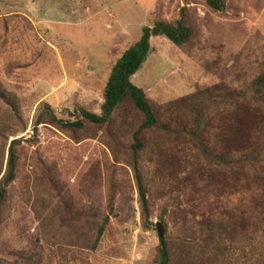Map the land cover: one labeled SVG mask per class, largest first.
I'll list each match as a JSON object with an SVG mask.
<instances>
[{
  "label": "rangeland",
  "instance_id": "rangeland-1",
  "mask_svg": "<svg viewBox=\"0 0 264 264\" xmlns=\"http://www.w3.org/2000/svg\"><path fill=\"white\" fill-rule=\"evenodd\" d=\"M179 18L193 31L190 41L178 47L152 36L132 77L159 122L173 129L140 134L146 221L131 149L143 119L131 103L109 124L84 120L81 129L52 114L65 122L80 118L81 109L100 114L110 71L142 27ZM263 65L264 0H224L221 12L206 0H0V87L16 103L14 111L0 100V178L11 140L20 141L0 214V264H159L157 223L169 264H234L206 255L191 235L192 218L225 215L251 228L264 208V162L208 163L180 130L195 113L206 117L202 144L213 154L262 149L258 125L248 124L255 114L218 91L247 87ZM206 90L214 95L197 98Z\"/></svg>",
  "mask_w": 264,
  "mask_h": 264
},
{
  "label": "trees",
  "instance_id": "trees-1",
  "mask_svg": "<svg viewBox=\"0 0 264 264\" xmlns=\"http://www.w3.org/2000/svg\"><path fill=\"white\" fill-rule=\"evenodd\" d=\"M206 2L213 10L218 12L224 10V0H206ZM152 36H164L174 45L182 47L190 41L193 36V31L182 18H179L174 23L160 21L151 27L143 26L139 40L123 52L110 71L105 85L104 101L101 105L100 114L81 109L78 111L80 118L71 122L57 119L56 116L52 114V119L64 127L81 129L84 120L95 125L109 124L113 120L115 111L122 106L125 101L131 103L143 119L137 130L133 133V144L131 145V149L133 171L138 186L143 218L146 221H148L150 216L148 201L137 164V155L143 148L140 134L144 130H151L157 127H161V129L167 134L173 132L170 124H161L159 122L144 90L132 82V77L141 70L150 54V39ZM218 93L219 96L228 98V101L239 99V101L236 102V105H239L236 109L240 110L243 104L248 105V107L246 106L248 114H250L251 111L255 114L254 118L251 113L253 119L250 118L252 122H248V124L253 125L256 123L258 125V131L261 132L263 136V145L261 143L260 146L262 149L257 148L256 151L252 149L251 151L246 152L247 154L242 155H236L235 153L232 154L229 152L222 155L213 154L202 144L201 132L203 131L202 129L206 122V117L198 116L195 113L191 115V127L178 130L190 137L192 142L200 149L204 159L208 163L225 167L244 166L247 163L262 164L264 162V65L260 68V71L247 87L240 90H219ZM212 95H214V91L209 92L206 90L205 93L197 94V98L204 100V98L211 97ZM0 100L16 111V103L13 95L1 87ZM172 110L173 108L171 111ZM44 111L48 114L50 113L48 108H45ZM15 116L17 115L15 114ZM40 121L41 118L39 117L35 124L38 125ZM3 125L8 131L7 125ZM3 136V132L0 130V172L4 161V148L2 145ZM19 146L20 141L18 139H13L8 147L6 170L4 175L0 178V214L6 197V188L15 179L18 167ZM245 213L248 218H250V216L253 218V215L249 210ZM192 219L194 223V233L191 235L201 243V247L204 251L205 249L207 250L206 255L208 257H214L217 259L215 261L216 263L220 262L222 259L227 263L233 262L234 264H264V208L259 220L252 222L251 228H246L244 223H237L233 220V217H227L225 215L207 216L206 214L200 219L194 217ZM107 221L108 218L106 217L103 220V223L99 226L96 239L91 246L93 249L97 247ZM158 236L159 264H169L170 255L167 248V240L164 237V234L163 236H160L158 232ZM203 250L200 249L199 252ZM203 255L204 252L199 253L200 258H203Z\"/></svg>",
  "mask_w": 264,
  "mask_h": 264
},
{
  "label": "water",
  "instance_id": "water-1",
  "mask_svg": "<svg viewBox=\"0 0 264 264\" xmlns=\"http://www.w3.org/2000/svg\"><path fill=\"white\" fill-rule=\"evenodd\" d=\"M157 231L159 232L160 236H163L164 232H163L162 225L160 223H157Z\"/></svg>",
  "mask_w": 264,
  "mask_h": 264
}]
</instances>
